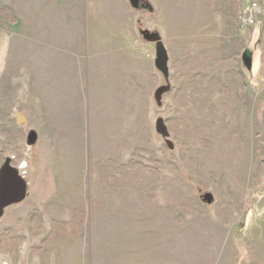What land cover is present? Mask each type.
<instances>
[{"label": "rangeland", "instance_id": "1", "mask_svg": "<svg viewBox=\"0 0 264 264\" xmlns=\"http://www.w3.org/2000/svg\"><path fill=\"white\" fill-rule=\"evenodd\" d=\"M7 162L0 264H264V0H0Z\"/></svg>", "mask_w": 264, "mask_h": 264}, {"label": "water", "instance_id": "2", "mask_svg": "<svg viewBox=\"0 0 264 264\" xmlns=\"http://www.w3.org/2000/svg\"><path fill=\"white\" fill-rule=\"evenodd\" d=\"M131 3L134 6H137L139 0H131ZM145 35V37H148V34ZM154 39L156 38L154 37ZM168 61L169 58L167 51L162 43L159 42L157 44L156 66L166 78L169 76ZM21 117L23 118V121H25V117ZM157 131L165 137L169 136L168 128L163 119L158 120ZM25 197L26 185L24 181L18 172L11 166L10 162H7L2 169L0 177V214H2L6 208L21 203Z\"/></svg>", "mask_w": 264, "mask_h": 264}, {"label": "built area", "instance_id": "3", "mask_svg": "<svg viewBox=\"0 0 264 264\" xmlns=\"http://www.w3.org/2000/svg\"><path fill=\"white\" fill-rule=\"evenodd\" d=\"M259 8L257 4H254L251 7V13L248 15V17H246L245 22L249 25V24H256L257 22V16L256 13L258 12Z\"/></svg>", "mask_w": 264, "mask_h": 264}, {"label": "bare ground", "instance_id": "4", "mask_svg": "<svg viewBox=\"0 0 264 264\" xmlns=\"http://www.w3.org/2000/svg\"><path fill=\"white\" fill-rule=\"evenodd\" d=\"M21 119V118H20Z\"/></svg>", "mask_w": 264, "mask_h": 264}]
</instances>
